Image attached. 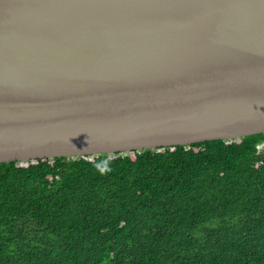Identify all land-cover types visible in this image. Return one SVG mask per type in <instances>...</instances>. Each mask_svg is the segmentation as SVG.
<instances>
[{
  "label": "water",
  "instance_id": "1",
  "mask_svg": "<svg viewBox=\"0 0 264 264\" xmlns=\"http://www.w3.org/2000/svg\"><path fill=\"white\" fill-rule=\"evenodd\" d=\"M264 133V0H0V163Z\"/></svg>",
  "mask_w": 264,
  "mask_h": 264
},
{
  "label": "trees",
  "instance_id": "2",
  "mask_svg": "<svg viewBox=\"0 0 264 264\" xmlns=\"http://www.w3.org/2000/svg\"><path fill=\"white\" fill-rule=\"evenodd\" d=\"M0 264H264V133L1 162Z\"/></svg>",
  "mask_w": 264,
  "mask_h": 264
}]
</instances>
